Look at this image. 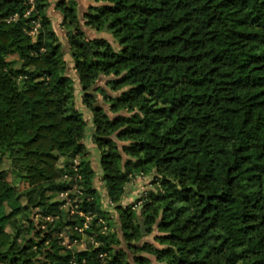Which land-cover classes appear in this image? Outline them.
I'll return each instance as SVG.
<instances>
[{"label": "trees", "instance_id": "16d2710c", "mask_svg": "<svg viewBox=\"0 0 264 264\" xmlns=\"http://www.w3.org/2000/svg\"><path fill=\"white\" fill-rule=\"evenodd\" d=\"M84 1L0 0V264H264V0Z\"/></svg>", "mask_w": 264, "mask_h": 264}, {"label": "rangeland", "instance_id": "374dc122", "mask_svg": "<svg viewBox=\"0 0 264 264\" xmlns=\"http://www.w3.org/2000/svg\"><path fill=\"white\" fill-rule=\"evenodd\" d=\"M50 1V0H49ZM76 2H77V0H75ZM54 19H55V17H53V25H55V22H54ZM39 27V23L38 22H36V24L34 25V27L29 31V33L32 35V36H34L35 37V34L37 33L36 32V29ZM55 27V29H57L58 31H57V34L61 37V34H63L64 33V30H62V28L61 27H63L62 26V21H61V23L59 24V27H58V25L56 26H54ZM99 36H101V37H105V38H107V39H109V41L110 42H112L113 43V38L110 36V35H107V34H101V35H99V34H96V35H88V37H90V38H93V37H99ZM11 58H14L13 56H8V59H11ZM64 60L66 61V62H68V63H70V61H71V58L69 57V55H66L65 57H64ZM69 65H71V66H69L71 69H72V67H73V65L72 64H69ZM75 72V71H74ZM108 109V108H107ZM85 113H86V115H87V118H88V112H87V110H85ZM88 149H89V151L91 152V151H95L94 149H95V147H94V144H93V142H92V140L90 139V137H89V139H88ZM93 160V165L96 167V169H97V171L98 172H100L99 171V169H98V166H97V159H95V158H93L92 159ZM98 174H100V173H98ZM16 183H17V181H16ZM95 184L97 185V187H99V191L104 195V193H105V190L103 189V186H102V184H101V182H100V180L99 179H96L95 180ZM19 187H25V185L24 184H19ZM130 189H129V191H128V195H127V197H126V200H124V202H123V204L124 205H127V204H131V203H133V202H135L137 199H139L141 196H143V195H145L150 189H151V186H150V180H149V178L148 179H144L143 177L142 178H140V179H138L137 181H135L134 183H131L130 184ZM67 194H61V198L62 199H64V198H66L67 196H66ZM105 197V196H104ZM106 201H105V207L104 208H108L107 210H112L113 208H111L112 206H113V204H112V206H108L109 205V200L106 198L105 199ZM88 221L87 220H85V224H84V226H83V229H87V228H89V225H90V218L88 217ZM151 236L150 237H148L147 239L148 240H151ZM85 239V238H84ZM67 243V246H68V248L70 249V251L71 250H73V244H71L70 242L68 243V242H66ZM86 246V242H85V240L84 241H82V242H80L79 243V245L77 246V248H79V249H81V248H83V247H85ZM151 259H152V263L153 264H159V263H157L156 262V260H155V258L154 257H151Z\"/></svg>", "mask_w": 264, "mask_h": 264}, {"label": "crops", "instance_id": "0c3cea01", "mask_svg": "<svg viewBox=\"0 0 264 264\" xmlns=\"http://www.w3.org/2000/svg\"><path fill=\"white\" fill-rule=\"evenodd\" d=\"M51 2H54L55 0H50ZM82 6H85V1L84 0H77ZM52 15H53V17H55V19H54V22H55V25L57 26L58 25V27H59V24L61 23V21H62V16L59 14V13H57V12H55L53 9L51 10V12H50ZM54 25V26H55ZM95 169H96V167H95Z\"/></svg>", "mask_w": 264, "mask_h": 264}, {"label": "built area", "instance_id": "2783aa9c", "mask_svg": "<svg viewBox=\"0 0 264 264\" xmlns=\"http://www.w3.org/2000/svg\"><path fill=\"white\" fill-rule=\"evenodd\" d=\"M28 1V3H29V5H30V9L28 10V12H27V14H29L32 10H33V8H34V6H35V1L36 0H27ZM18 17V15H15L14 17H12V20H14V19H16ZM86 220L88 221L89 219H88V217L86 218ZM86 223V222H85ZM84 223V224H85ZM80 230H82V228L80 229Z\"/></svg>", "mask_w": 264, "mask_h": 264}]
</instances>
